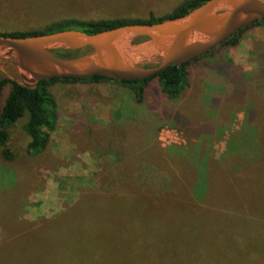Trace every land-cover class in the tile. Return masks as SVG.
Masks as SVG:
<instances>
[{
    "label": "rangeland",
    "instance_id": "obj_1",
    "mask_svg": "<svg viewBox=\"0 0 264 264\" xmlns=\"http://www.w3.org/2000/svg\"><path fill=\"white\" fill-rule=\"evenodd\" d=\"M177 2L0 0V32L39 29L63 17L86 20L136 17L149 10L164 12ZM214 55L212 62L229 61L242 68L248 77L245 81L247 93L263 95L264 25L251 27L237 45L220 47ZM153 62L146 61L143 65ZM10 72L9 67L1 71L4 76ZM196 75L193 69L187 89L190 95L182 108L189 122L177 117L176 104L160 92L155 80L148 86V95L142 105H136L130 93L113 82L56 84L53 89L58 117L54 130L49 132L50 141L43 155L35 159L26 157L29 138L19 125L25 118L10 129L8 145L15 160L3 163L0 158L3 217L13 215L11 209L17 207L19 199L22 200L21 216L35 219L60 212L87 190L115 193L119 182L115 167L119 159L127 170L135 169L133 179L142 190L155 193L166 187L168 178L164 171L172 175L175 159L165 161L159 158L161 152L146 145L145 138H150L154 128L155 141L163 149L180 150L190 155L193 144L201 142L205 134L197 131V124L210 121L215 132L208 136L209 140L202 138V141L204 145L209 143L217 158L230 152L233 143L237 149L241 143L240 151L249 154L256 146V139L253 137L247 142L249 146L242 147L252 135L246 129L244 105L235 112L230 106L226 108L225 120H222L226 123L221 124L219 111L214 114L209 107L213 96L210 87H204V79L198 80ZM199 90L203 91L205 107L202 101L196 100ZM8 92L9 86H6L0 95V106ZM199 104L202 109L206 108L209 118L199 119L202 113ZM249 111L252 117L256 113L258 125H261L260 140L264 142V105L257 111L251 106ZM130 115H136L138 121L119 130V122ZM117 116L122 119L118 120ZM242 135L247 139L239 141ZM261 148L259 169L244 165L250 172L257 169L253 175L242 168L236 173L223 167L211 168L209 180L201 190L204 193L201 206L179 201L177 197L181 194L150 202L139 197L104 198L103 203L92 210L104 216L98 217L102 220L101 232L95 231L87 221L92 218L89 212L77 213L63 231L48 227L49 232L17 239L14 245L0 251V264H87L90 261L106 264V259H119L123 254L120 264H264V146ZM146 161L156 162L164 171ZM178 162L186 169L184 160ZM188 171L191 169L187 168ZM126 188L122 185V189ZM182 196L186 194L183 192ZM230 207L234 213L228 211ZM254 214L259 217L235 218ZM113 241L121 246L120 256L109 254V243ZM47 250L75 257H51Z\"/></svg>",
    "mask_w": 264,
    "mask_h": 264
},
{
    "label": "trees",
    "instance_id": "obj_2",
    "mask_svg": "<svg viewBox=\"0 0 264 264\" xmlns=\"http://www.w3.org/2000/svg\"><path fill=\"white\" fill-rule=\"evenodd\" d=\"M206 0H178L169 10L164 12H156L149 10L144 12V14H137L136 17L121 16V17H109V18H92L89 20L86 19H77L73 17H63L57 20H52L42 28L31 29V30H12L0 32L1 35L13 36V37H25L30 35H39V34H48L55 31L66 30V29H78L86 33H96L105 29L116 27L119 25L131 24V23H157L169 18H177L185 15L191 9L202 4ZM264 25V18L258 21H255L249 25H246L239 29L236 33L226 39L217 47L211 49L204 55H201L187 63L181 65H172L162 71L156 73L155 75L140 80H123L117 81L113 79H108L106 77L96 75L91 78H53L50 80H42L38 83L36 87H27L19 84L16 80L10 79L4 76L0 71V95L2 90L9 86V92L0 106V158L3 163L13 162L15 160V155L9 148L8 140L10 137V129L13 128L20 119L25 118L23 123H20V128L28 136L29 140L26 142V154L29 159H35L45 151L47 144L50 141L49 132L54 130V127L57 122L58 113L56 111V104L54 96L56 91L54 87L58 83H89V82H113L117 83L123 88H125L136 105H142L145 102L146 96L148 95V86L150 83L155 80L157 86L162 94L174 101L176 104L177 117L180 120L189 122L185 111L182 109L185 102L188 99L190 93H187L189 89V83L192 76L193 69H196L197 75L195 78L204 79V87H210L212 91L210 109L214 114H218V111L221 115V124H225V115L224 112L226 108H230L234 111L241 108L242 104L244 105V111L246 112V129L247 132L252 134L248 139L245 135L241 136L239 141H244L242 147L249 146V140L255 137L256 146L252 148L249 154L240 151L239 149L233 147V140L230 142L232 144L231 151L225 153L221 157H216L214 152L210 149L209 143L204 145L202 138L211 137L212 132H215V126L210 121H202L198 123L196 129L200 133H205L201 137V142L194 143L193 149L190 155L183 154L180 150H169L163 149L157 141H155V128L150 138H145V143L148 146H153L155 151L161 152L159 158L166 161L168 158L175 159V165L172 167V175L162 169V166L159 167L156 162L151 163L146 161L148 164H152L155 167L164 171V174L168 178L166 187L161 188L157 192H149L142 190L133 179V174L136 172L133 169L127 170L126 166L123 164L122 159H119L117 166L115 167V176L118 179L117 191L115 193H101L92 190H87L79 195L78 199L75 202L68 204L60 212L50 216V217H39L27 219L21 216L22 210V200H18L17 207L11 209L13 215L10 217H3V212L0 208V229L2 231V237L0 239V251L6 249L7 247L14 245L17 239H21L29 234H40L44 232H49L46 228L51 227V230L63 231L65 227L70 223V219L73 215L77 213H87L92 218H90L89 223L95 227V231H102V220L98 217H104L101 212L92 211L97 205L103 203L104 198L110 197H133L145 201H154L156 199L166 197L171 194H181L177 197L179 201L185 202L189 205V202L193 204L194 207L203 205V191L205 187V182L207 183L211 175L210 169L213 167H223L231 173H236L240 168L252 174L255 170L259 169L260 158L263 154V149L261 146H264V142L261 141L260 131L261 125H258L256 113L252 117L249 111L250 107H254L257 111L260 105H264V93L259 95L253 92L247 93L246 91V74L243 73L241 67L232 64L229 61L226 62H212L215 58L214 52L220 47L226 46H235L239 42L243 33L250 29L251 27ZM138 40V39H137ZM139 40H144L139 39ZM259 43H256V45ZM259 48V47H258ZM257 48V49H258ZM87 49L82 51H70V50H55L53 53L59 57H74L79 54H83ZM262 51V50H261ZM153 63H147L144 66H151ZM200 71V72H198ZM203 72V73H202ZM199 85V84H198ZM203 87V86H202ZM213 87V88H211ZM221 88L224 89L221 92ZM193 92V90L191 91ZM189 94V95H188ZM194 94V92H193ZM202 93L199 90L197 99L199 102L202 101V105L205 107V102ZM216 94V95H215ZM195 95V94H194ZM230 100V102H229ZM246 106V107H245ZM199 107L202 110V118H209L206 114V108L199 104ZM213 108V110H212ZM123 110V109H122ZM123 112V111H122ZM235 112V111H234ZM204 116V117H203ZM176 117V118H177ZM122 117L117 116L118 120H121ZM231 116L228 121H230ZM198 120V119H196ZM138 121L136 115H130L129 118L122 119L119 122V130L123 131L125 127H128L130 124H134ZM18 125V126H19ZM203 139V140H205ZM211 142V140H210ZM249 142V143H247ZM229 143V144H230ZM27 159V158H26ZM179 160H184L186 162V169L181 165ZM254 166L257 167L254 171H249L245 166ZM187 168H190L191 171L187 172ZM209 171V172H208ZM122 185H126V189H122ZM201 187V188H200ZM200 189V191H199ZM247 189V188H245ZM252 188H250L251 190ZM177 191V192H174ZM183 192L186 196H182ZM252 192V191H251ZM264 199V197L262 198ZM199 210V209H193ZM229 212H233V209L230 207ZM234 213V212H233ZM9 216V215H8ZM259 216L257 215H247L245 217H235L239 220L244 219H256ZM243 233L246 232L243 228H239ZM134 230L132 231V235ZM60 232L58 233V235ZM138 243V240L136 241ZM109 254H114L120 256L122 254L121 246L112 242L109 243ZM52 250H55L52 247ZM48 251V250H47ZM135 252V251H133ZM51 257H70L62 256L55 253H50ZM108 254V253H107ZM75 257V256H71ZM109 256L106 255V258ZM111 258V256H110ZM124 254L119 259H106V264H120L122 263ZM80 264V263H77ZM87 264H95L93 261L87 262Z\"/></svg>",
    "mask_w": 264,
    "mask_h": 264
},
{
    "label": "water",
    "instance_id": "obj_3",
    "mask_svg": "<svg viewBox=\"0 0 264 264\" xmlns=\"http://www.w3.org/2000/svg\"><path fill=\"white\" fill-rule=\"evenodd\" d=\"M264 18V0H206L185 15L86 33L66 29L13 37L0 34V70L27 87L53 78H149L217 47L242 27ZM144 40H139L143 39ZM138 39V40H137ZM87 51L59 57L53 51ZM146 61H155L144 66Z\"/></svg>",
    "mask_w": 264,
    "mask_h": 264
}]
</instances>
